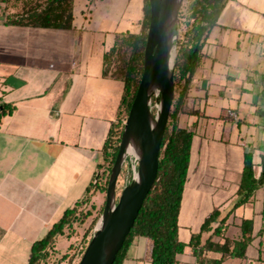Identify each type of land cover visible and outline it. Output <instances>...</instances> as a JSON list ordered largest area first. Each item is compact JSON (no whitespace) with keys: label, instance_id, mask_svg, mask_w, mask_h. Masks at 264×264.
<instances>
[{"label":"crops","instance_id":"obj_1","mask_svg":"<svg viewBox=\"0 0 264 264\" xmlns=\"http://www.w3.org/2000/svg\"><path fill=\"white\" fill-rule=\"evenodd\" d=\"M47 1L0 0V104L14 106L0 124V264H28L33 243L67 209L92 196L87 188L99 175L124 87L111 73L103 76V57L123 37L138 35L144 19V0H73L69 30L9 24ZM183 110L178 125L193 135L189 168L193 156L195 168L193 181L187 174L179 231L191 234L209 215L207 208L227 215L248 168L255 179L264 173V0L225 1L205 37ZM216 175L221 179L213 186ZM258 191L254 222L262 253V187L230 214L225 237H240L241 231L228 236L231 219L255 202ZM147 244L134 238L123 264H145ZM209 253L220 258L204 252V260ZM260 257L253 260L264 262Z\"/></svg>","mask_w":264,"mask_h":264},{"label":"trees","instance_id":"obj_2","mask_svg":"<svg viewBox=\"0 0 264 264\" xmlns=\"http://www.w3.org/2000/svg\"><path fill=\"white\" fill-rule=\"evenodd\" d=\"M226 0H192L187 6V21L189 29L183 39L177 41V53L174 66V100L164 132L159 154V167L151 191L145 198L130 234L126 237L122 248L117 253L113 264H123L128 250L136 237L148 238L151 241L149 264H178V255L187 247L197 263L204 264V252L220 255V258L209 264H223L230 259L243 260L247 258L248 249L254 244L260 232H256L253 219H244L240 224V237L230 239L225 237L227 219L239 207L247 204L256 190L262 187L264 197V173L259 179L253 177L248 168L241 184L235 191L236 201L231 210L221 217L219 209H214L204 218L198 232L191 233L187 241L178 238L179 219L182 211V201L185 183L190 165L192 148V133L178 125V116L183 113L185 98L189 83L194 76L202 55L205 37L213 28L224 9ZM73 0H48L39 11L25 18L9 21L15 26H30L41 29L69 30L72 25ZM144 19L138 35H128L118 42L103 57V76L110 73L123 82V93L116 119L112 122L106 140L102 146V163L98 167L99 175L92 187L87 188L89 194L103 184L107 186L110 170L114 164L119 149L124 122L143 71V53L149 26V3L144 0ZM121 44H126L130 53L121 68L113 69L112 57ZM14 110L13 105L0 104V124L2 119ZM105 177V180L103 178ZM78 206V205H77ZM77 206L67 209L62 217L52 225L50 230L38 241L33 243L28 264H43L48 250L55 244L59 235L70 228L76 220L86 221V217H77ZM80 220V221H81ZM218 226L212 231V224ZM212 231L204 242L202 235ZM214 238L219 239L213 241Z\"/></svg>","mask_w":264,"mask_h":264},{"label":"water","instance_id":"obj_3","mask_svg":"<svg viewBox=\"0 0 264 264\" xmlns=\"http://www.w3.org/2000/svg\"><path fill=\"white\" fill-rule=\"evenodd\" d=\"M148 3L150 17L141 79L110 170L102 214L78 264L114 263L157 176L161 143L174 100L177 17L182 0ZM128 156L136 162L131 168L133 177L116 202L117 180Z\"/></svg>","mask_w":264,"mask_h":264},{"label":"rangeland","instance_id":"obj_4","mask_svg":"<svg viewBox=\"0 0 264 264\" xmlns=\"http://www.w3.org/2000/svg\"><path fill=\"white\" fill-rule=\"evenodd\" d=\"M192 0H182L181 7L179 9L178 17H177V36L176 41L182 40L184 33L189 29V24L187 21V15L188 10L187 6ZM177 45V44H176ZM177 51V47H176ZM130 53V49L126 44H121L117 48L115 54L112 57V63L111 66L113 69L121 68L123 65V62L126 61ZM152 113L153 115L156 114V109L154 108L155 101L152 100ZM192 154V153H191ZM195 156L191 158V170L189 168L188 172V179L189 182L193 181L194 177V168L193 165H195ZM132 171L131 168L127 165L125 162L121 173L117 180V186H116V202L118 200V197L122 191V189L129 184V182L132 180ZM220 176H215L213 178L212 185L215 186L217 184V181H220ZM105 180V177L103 178ZM105 193H106V187L101 184L98 186L97 189H93L92 196H88L86 199L82 200L78 206H77V217L83 215L86 217V214L88 216L86 217V221L82 222L79 219L76 220L70 228H66L64 230V235H59L57 237V240L55 241V244L51 246L48 250V255L44 259L43 264H78L80 261L81 256L83 255L92 235L94 234V230L97 226V223L99 221V218L102 214L104 202H105ZM218 194L221 196L224 193L221 191L218 192ZM255 202L249 206H245V210L243 212H240L237 214L234 218L231 219V222H234V226L232 225L230 231L228 232V236L231 238H237L238 234L240 233V229L238 225L241 223L242 219H253L254 221H257V218L255 217V214L257 213V209L261 207L260 203V191L256 193L255 196ZM216 209V208H214ZM213 209V210H214ZM207 212L212 211V208H207ZM206 212V211H205ZM184 213L185 210L183 208L182 215L180 219V225L184 226ZM237 225V226H236ZM192 226H190L191 228ZM236 227L239 230H235ZM197 230V229H196ZM198 231H195V233ZM237 233V234H236ZM190 234L189 229H181L178 233V238L181 241H186L188 239V235ZM236 234V235H235ZM147 241V251L145 254H143V262L147 264L150 260V251H151V241L148 238H144ZM260 241L259 238L255 240V244L248 249V258L246 260H229L226 264H248L249 262H256L258 264H261L264 262L254 261L253 258L264 260V252H258L259 248L257 246V243ZM215 254H208V256H205V263L209 264L214 260ZM178 264H200L195 262L194 258L190 256L188 252V248L186 247L184 251L178 255ZM203 264V263H202Z\"/></svg>","mask_w":264,"mask_h":264},{"label":"built area","instance_id":"obj_5","mask_svg":"<svg viewBox=\"0 0 264 264\" xmlns=\"http://www.w3.org/2000/svg\"><path fill=\"white\" fill-rule=\"evenodd\" d=\"M126 163L127 165L132 168L136 165V162L135 160L131 157V156H128L127 159H126Z\"/></svg>","mask_w":264,"mask_h":264},{"label":"bare ground","instance_id":"obj_6","mask_svg":"<svg viewBox=\"0 0 264 264\" xmlns=\"http://www.w3.org/2000/svg\"><path fill=\"white\" fill-rule=\"evenodd\" d=\"M129 152L134 154V152L132 150H129Z\"/></svg>","mask_w":264,"mask_h":264}]
</instances>
